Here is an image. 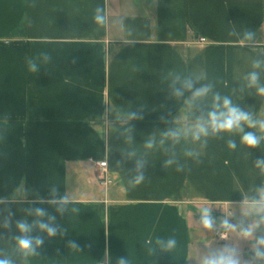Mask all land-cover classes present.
Segmentation results:
<instances>
[{
  "label": "crops",
  "instance_id": "0c3cea01",
  "mask_svg": "<svg viewBox=\"0 0 264 264\" xmlns=\"http://www.w3.org/2000/svg\"><path fill=\"white\" fill-rule=\"evenodd\" d=\"M97 7L103 25L94 21ZM253 71L264 86V0H0V259L203 264L228 246L240 264H264L253 253L264 214L251 206L264 190L256 167L264 140L249 148L239 133L175 144L164 136L206 117L216 94L264 119V96L246 79ZM185 80L192 88L175 95ZM204 86L208 94L189 104ZM103 158L109 184L98 175ZM18 221L43 238L36 255L18 250ZM169 238L177 243L166 251L157 241Z\"/></svg>",
  "mask_w": 264,
  "mask_h": 264
},
{
  "label": "clouds",
  "instance_id": "9594fccd",
  "mask_svg": "<svg viewBox=\"0 0 264 264\" xmlns=\"http://www.w3.org/2000/svg\"><path fill=\"white\" fill-rule=\"evenodd\" d=\"M94 21L98 25H103L105 23V15L103 14V9L97 7L95 10ZM254 32L246 31L244 33L245 40H252L254 37ZM45 61L50 59V57L45 54ZM259 62L254 64V67H258ZM29 71L36 72L37 66L33 62L28 64ZM248 80V87H257L258 75L256 72H250L246 77ZM179 80V77H177ZM175 83V81L173 82ZM192 88V81L185 80L183 82V87L177 89L175 95L182 96L185 89ZM210 91V86H204L196 89L192 93V97L189 100V104L202 98L208 94ZM257 93L260 96H264V86L257 87ZM222 99V103L221 102ZM130 118H136L135 113L131 114ZM245 127L249 129H258L261 133H264V119H257L251 112L241 109L232 103V100L228 97L221 98L219 94L214 96V104L212 110L207 113L206 117H199L194 124L180 129H170L164 133V136L170 138L173 143H179L181 138L187 139L191 137L193 142L200 141L202 138H208L210 135L215 136L217 134H242L240 136V141L242 144L249 148H255L259 146L261 140H264V136H258L254 131H245ZM153 141L149 140L145 147L151 149L153 147ZM227 147L229 150L236 149L235 140H228ZM187 156L192 157L193 152L189 151L185 153ZM174 159H168L165 161L164 166L169 167L174 164ZM142 162L138 163V169L142 167ZM256 167L260 168L261 172L264 173V159H260L256 162ZM182 168H178L177 171H182ZM145 177L141 172L135 177L134 186L140 185L144 181ZM55 191V189L53 190ZM261 192L259 199H254L251 202V206L256 209V214H264V190H258ZM67 203L66 198H61V204ZM62 210V209H58ZM36 214L39 216H44L46 213L43 209H36ZM54 219V217L52 218ZM202 224L206 229L212 228V221L210 219V213L207 208L202 209ZM38 227L40 231L46 232L48 236H55L57 233V228L50 223L39 222ZM17 228L22 235L15 237L17 242L18 250L25 256L36 255V250L39 246L44 243V240L40 236L28 235L32 231V227L24 222L18 221ZM252 229H246L243 231L242 235L247 238L252 236ZM157 243L166 251H170L176 247V240L174 238H169L166 242L163 240H158ZM75 246V245H73ZM264 238H260L256 241V246L253 248L254 259L264 260ZM0 264H12V261L7 258L0 259ZM118 264H125L124 259H120ZM203 264H240V258L237 250L232 247L225 246L219 251L212 252L206 256L203 260Z\"/></svg>",
  "mask_w": 264,
  "mask_h": 264
},
{
  "label": "built area",
  "instance_id": "2783aa9c",
  "mask_svg": "<svg viewBox=\"0 0 264 264\" xmlns=\"http://www.w3.org/2000/svg\"><path fill=\"white\" fill-rule=\"evenodd\" d=\"M202 40H204L205 38L202 37ZM97 164L99 167V179L101 180L102 183L104 184H109L113 181L112 177L109 175V168H108V162L105 158L97 160ZM216 233L217 235L222 238L225 239L228 236V232L225 229L222 228H217L216 229ZM98 264H108V262L106 260H101Z\"/></svg>",
  "mask_w": 264,
  "mask_h": 264
}]
</instances>
